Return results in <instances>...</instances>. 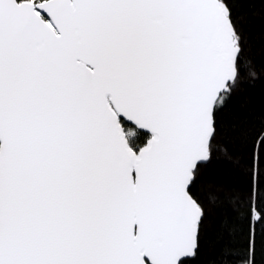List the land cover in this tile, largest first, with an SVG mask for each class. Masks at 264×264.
<instances>
[{
  "label": "snow or ice",
  "instance_id": "6c2138e0",
  "mask_svg": "<svg viewBox=\"0 0 264 264\" xmlns=\"http://www.w3.org/2000/svg\"><path fill=\"white\" fill-rule=\"evenodd\" d=\"M256 40L264 0H0V264H264Z\"/></svg>",
  "mask_w": 264,
  "mask_h": 264
},
{
  "label": "trees",
  "instance_id": "16d2710c",
  "mask_svg": "<svg viewBox=\"0 0 264 264\" xmlns=\"http://www.w3.org/2000/svg\"><path fill=\"white\" fill-rule=\"evenodd\" d=\"M253 52L257 65H264V44H262L259 40H256ZM247 96L251 98L253 105L257 108L264 106V88L257 86L255 89L249 90ZM220 175V170L218 168H214L211 170L209 178L212 179L214 177H219Z\"/></svg>",
  "mask_w": 264,
  "mask_h": 264
}]
</instances>
